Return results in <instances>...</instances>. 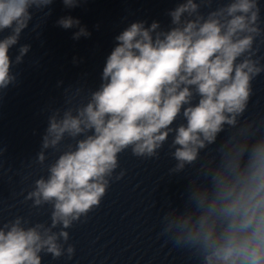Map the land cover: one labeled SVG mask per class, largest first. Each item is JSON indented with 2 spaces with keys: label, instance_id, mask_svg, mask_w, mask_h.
Wrapping results in <instances>:
<instances>
[{
  "label": "clouds",
  "instance_id": "1",
  "mask_svg": "<svg viewBox=\"0 0 264 264\" xmlns=\"http://www.w3.org/2000/svg\"><path fill=\"white\" fill-rule=\"evenodd\" d=\"M62 2L74 8L83 0ZM214 2L182 0L167 13L168 30L157 21L131 23L115 37L87 102L74 103L76 88L65 101L71 106L51 109L36 163L44 166L49 149L60 154L24 196L33 209L50 206V222L17 215L0 223V264H42L43 255L71 260L68 229L86 222L124 177L119 155L130 149L137 158L159 159L165 144L175 161L168 182L186 183L180 204L163 202L158 237L197 264H264V116L245 115L253 81L264 73V20L259 0L212 8ZM52 3L0 0V31L11 30L0 40V93L16 84L11 68L30 51L23 44L15 61L9 56L33 19L30 9ZM202 7L210 9L206 15ZM57 24L78 28L74 40L91 35L71 16Z\"/></svg>",
  "mask_w": 264,
  "mask_h": 264
},
{
  "label": "water",
  "instance_id": "2",
  "mask_svg": "<svg viewBox=\"0 0 264 264\" xmlns=\"http://www.w3.org/2000/svg\"><path fill=\"white\" fill-rule=\"evenodd\" d=\"M181 2L83 0L77 7L68 8L62 0H53L43 11L30 9L33 19L18 44L10 48L9 56L15 61L23 44L31 45L30 51L23 63L11 68L18 74L16 84L0 93V147L6 149L0 156V223L17 215L30 217L32 223L50 222V206L33 209L31 201L24 202V196L36 179L47 176V166L60 154L49 149L44 166L36 163L51 109L71 106L65 101L76 88L81 93L74 103H86L90 91L98 89L102 82L106 59L117 44L115 37L138 21H145V27L157 21L161 29L168 30L171 17L167 13ZM228 2L216 0L212 8ZM259 4L264 20V0H259ZM49 9L51 15L45 17ZM209 10L201 8L205 15ZM67 16L79 19L91 35L74 40L73 33L78 28L63 29L57 24ZM34 25H40L36 31L32 30ZM10 34V29L0 31V40ZM259 55L264 57V45ZM69 86L65 95L64 89ZM253 89L245 115L264 116V73L253 81ZM167 153V144L159 159L137 158L130 149L121 153L117 172L125 170L124 177L111 183L100 206L88 214L86 222L68 229L69 243L76 249L73 258L53 260L50 255H43L42 264H197L158 237L159 220L165 210L163 202L171 199L180 204L186 183L179 178L168 182L167 171L175 161Z\"/></svg>",
  "mask_w": 264,
  "mask_h": 264
}]
</instances>
